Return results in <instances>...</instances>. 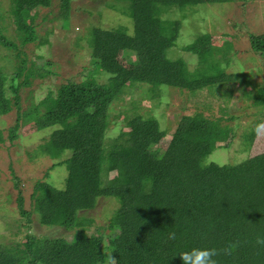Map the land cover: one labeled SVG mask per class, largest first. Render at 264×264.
<instances>
[{
	"label": "trees",
	"instance_id": "1",
	"mask_svg": "<svg viewBox=\"0 0 264 264\" xmlns=\"http://www.w3.org/2000/svg\"><path fill=\"white\" fill-rule=\"evenodd\" d=\"M11 1L15 15L42 10L31 20L26 18L30 23H17L23 42L31 38L34 19L44 21L43 15L52 10H56L57 24L65 26L73 20L77 2ZM122 1L129 6L133 35L96 26L85 42L89 53L84 56L98 71L107 73L108 83L94 78L69 80L56 91L48 90L40 101L36 102L31 92L21 99L20 89L29 86V79L40 71L35 67L28 70L26 58L27 62L19 59L12 67L14 82L0 79V116L11 111L15 114L7 140L17 137L19 127L34 124L43 136L40 154L50 161L59 159L44 176L36 178L29 196L31 210L25 209L23 197L17 196L19 217L26 224L37 219L45 228L74 230L71 241L33 234L19 240L12 236L8 223L2 225L9 216L6 208L0 212V230L5 228L9 236L0 235V264H264V152L238 163L210 161L212 152L220 148L217 144L233 140L236 134L229 124L236 119L229 112L232 101L218 107L219 117L205 116L201 110L183 114L164 150L157 145L169 134L168 128H161L147 115L126 117L123 125L128 130L109 136L116 117L110 115L113 103L130 85L145 82L152 87L200 91L238 78L236 72L225 74L218 68L212 73L202 65L212 58L209 35L183 47L198 57L199 67L194 71L181 59L168 58L175 34L173 26L164 31L159 20L161 10L168 7L219 5L230 0ZM250 39L251 50L263 56L264 63V34ZM1 45L13 47L17 57L23 54L0 29ZM119 52L126 57L134 55L138 66L123 67L116 58ZM216 66L220 67V62ZM251 86L249 91L236 87L238 98L264 110V76ZM227 95L233 97L231 91ZM45 129L46 133L41 132ZM258 130L255 125L241 136L242 147L251 146ZM64 152L69 155L61 159ZM58 164L65 165L67 173L61 188L47 179ZM102 199L115 207L105 215L107 223L102 229L88 234L86 228L94 220L89 213Z\"/></svg>",
	"mask_w": 264,
	"mask_h": 264
},
{
	"label": "rangeland",
	"instance_id": "2",
	"mask_svg": "<svg viewBox=\"0 0 264 264\" xmlns=\"http://www.w3.org/2000/svg\"><path fill=\"white\" fill-rule=\"evenodd\" d=\"M74 4L73 20L62 25L54 19L56 10H52L41 19H34L33 33L30 40L22 41V33L17 28V23L29 21L38 9L31 13L17 14L12 11L11 0H0V29L1 34L10 42L16 44V49L23 54L18 57L13 55L15 49L11 46H0V79L4 77L6 82L11 81L12 67L17 66L19 59L28 64V70H40L38 75L29 79L30 85L20 89L21 99L30 94L37 102L44 98L48 90L58 89V85L71 80L81 82L86 79H96L98 82H109L107 73L95 68L84 56L89 53L86 37L92 27H102L109 30L122 31L129 36L133 35V24L129 15V6L122 0H76ZM45 10V9H44ZM46 13V12H45ZM48 17V19H47ZM26 18H30L26 19ZM52 18V20H51ZM160 25L164 31L173 26L175 45L167 50L168 58L183 61L190 71L199 67L198 57L193 52L183 49L187 44L203 35H209L211 40L212 58L202 64L212 73L224 71L225 74L236 72L238 78L204 88L200 91L174 88L168 86L152 87L149 83L138 82L136 87L130 85L113 103L110 115L115 114L109 126V136H115L122 129H128L123 125L126 117L137 115L149 116L157 121L162 128H168V133L163 137L157 147L164 150L169 142L170 134L174 133L176 122L183 114L203 111L205 116L219 117V106H229V112L235 116V120L229 121L234 127L233 140H225L218 143L220 148L215 149L210 155V161L225 164L228 161L236 163L246 158L253 157L264 152V110L254 108L247 99H239L237 89L249 91L253 82H261L264 76V63L259 54L251 49L250 36L264 34V0H230L219 5L215 4H183L162 9L159 16ZM45 26V28H43ZM32 32V30H31ZM7 54H11L4 60ZM12 56V57H11ZM11 57V58H10ZM26 58V59H25ZM119 63L125 68H136L138 64L133 61L136 57H126L124 52L116 55ZM220 62V67L216 64ZM201 64V57L199 58ZM36 72V71H35ZM45 74V75H44ZM26 75V72L24 73ZM43 75V76H41ZM21 80V79H20ZM253 81V82H252ZM258 84H256L257 86ZM237 87V89H236ZM118 89V88H117ZM228 91L232 92V98H228ZM234 98V99H233ZM233 100L235 104L233 105ZM25 104V103H24ZM5 106V102H3ZM204 107L209 108L208 110ZM260 110V112H259ZM2 113V112H0ZM238 119V120H237ZM15 120L13 111L0 116V212L7 210L9 216H5L2 225L8 223L12 236L19 240L25 234L35 236H62L71 241L73 232L64 231L63 228H45L39 226L32 219L26 224L24 218L19 217L15 200L17 196L23 197L25 209H30L31 188L37 177L44 176L52 162L40 154L39 146L42 144V134L39 135L34 124L19 127L16 138L7 140V130ZM109 121V118H108ZM259 126L249 148L242 147L241 136L250 131V128ZM41 132H47V129ZM228 143L229 146H225ZM69 152L60 155L61 159L68 156ZM60 159V160H61ZM47 176L49 182L61 188L64 187V179L67 176L66 167L63 164L53 166ZM112 173L110 177L114 176ZM52 185V184H51ZM114 203L102 199L89 216L94 219L92 225L86 228V232L96 234L106 222V216L114 209ZM31 210V209H30ZM23 225V226H22ZM5 227V226H4ZM18 229H17V228ZM81 228H78V231ZM77 231V230H75ZM106 235L107 232L103 231ZM9 236L4 229L0 235ZM114 263L113 261L110 264Z\"/></svg>",
	"mask_w": 264,
	"mask_h": 264
}]
</instances>
